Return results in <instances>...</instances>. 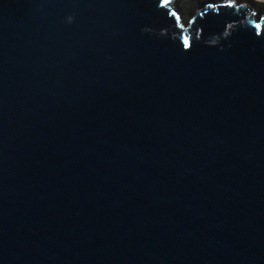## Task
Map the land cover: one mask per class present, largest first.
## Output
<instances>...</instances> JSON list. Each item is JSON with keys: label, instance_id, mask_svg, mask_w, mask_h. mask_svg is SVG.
I'll return each instance as SVG.
<instances>
[{"label": "water", "instance_id": "1", "mask_svg": "<svg viewBox=\"0 0 264 264\" xmlns=\"http://www.w3.org/2000/svg\"><path fill=\"white\" fill-rule=\"evenodd\" d=\"M174 2L0 0V264H264V10Z\"/></svg>", "mask_w": 264, "mask_h": 264}, {"label": "trees", "instance_id": "2", "mask_svg": "<svg viewBox=\"0 0 264 264\" xmlns=\"http://www.w3.org/2000/svg\"><path fill=\"white\" fill-rule=\"evenodd\" d=\"M202 1L203 0H175L174 3L177 7L178 13L186 21L190 15H193V13L196 10H198L200 3ZM241 1L249 2V4L257 11V13H261L264 10V7L259 8L254 6L252 0H241Z\"/></svg>", "mask_w": 264, "mask_h": 264}, {"label": "snow or ice", "instance_id": "3", "mask_svg": "<svg viewBox=\"0 0 264 264\" xmlns=\"http://www.w3.org/2000/svg\"><path fill=\"white\" fill-rule=\"evenodd\" d=\"M187 43H188V42H187V41H185V46H187Z\"/></svg>", "mask_w": 264, "mask_h": 264}, {"label": "rangeland", "instance_id": "4", "mask_svg": "<svg viewBox=\"0 0 264 264\" xmlns=\"http://www.w3.org/2000/svg\"><path fill=\"white\" fill-rule=\"evenodd\" d=\"M261 1H264V0H261Z\"/></svg>", "mask_w": 264, "mask_h": 264}]
</instances>
